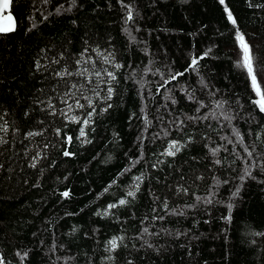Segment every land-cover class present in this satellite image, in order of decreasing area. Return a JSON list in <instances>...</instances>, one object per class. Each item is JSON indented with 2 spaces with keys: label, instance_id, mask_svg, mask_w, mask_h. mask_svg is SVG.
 I'll return each instance as SVG.
<instances>
[{
  "label": "trees",
  "instance_id": "16d2710c",
  "mask_svg": "<svg viewBox=\"0 0 264 264\" xmlns=\"http://www.w3.org/2000/svg\"><path fill=\"white\" fill-rule=\"evenodd\" d=\"M12 13L16 31L0 35L3 264H264V112L235 39L264 90V0H12ZM105 70L116 80L98 98ZM83 96L88 126L71 119L92 111L75 107Z\"/></svg>",
  "mask_w": 264,
  "mask_h": 264
},
{
  "label": "snow or ice",
  "instance_id": "6c2138e0",
  "mask_svg": "<svg viewBox=\"0 0 264 264\" xmlns=\"http://www.w3.org/2000/svg\"><path fill=\"white\" fill-rule=\"evenodd\" d=\"M11 3V0H0V13L3 12L4 9H7L9 7ZM220 3L223 4L224 3V0H220ZM225 11L227 12V19L228 21L231 22V24L233 26L236 25L237 21L235 20V18L233 17L232 13L227 9V7H225ZM132 12L131 10L128 11V15H127V20H132ZM8 20L9 21H12V18L11 16L8 17ZM15 28H14V21L7 27H0V33H6V32H11V31H14ZM235 39L236 41L238 42L239 44V47L242 51V54H243V59H242V62H240L239 66L243 69H246L247 71V74L249 76V78L251 79V86L253 88V90L255 91L256 93V96L259 97V99H257L255 101V103L257 104V106L259 107V110L261 112H264V90H262L261 88V84L258 82V78H257V73H256V70L254 68V64H253V57H252V54H251V49H250V46L246 43L245 41V37L243 34L240 33V31L237 29L236 31V35H235ZM205 56L207 55V53L204 54ZM201 59L203 57H200ZM198 63V59L197 58H193L192 61H191V64L189 65V67L191 68H195V66L197 65ZM117 68L121 67V65H116ZM105 73L107 75V77L109 78L108 81H103L102 80V74L100 71H96L94 73V75L98 78V82H97V86L94 87L92 89V91L95 93V95L99 98L100 96V93L99 91H97V88L99 87V83H109L110 84V81H115L116 80V76L113 72L111 71H107L105 70ZM80 75H84L83 72L79 73ZM57 75H61L60 73H57ZM183 75V73H176L174 74L171 79L175 80L178 76H181ZM72 87H76V85H72ZM82 87V86H81ZM114 93V89L111 87V86H108L107 87V90H106V95L103 97L105 103L107 104V106L105 108L102 109V111H107L108 108H110L112 105L110 103H107V101L111 100V97ZM66 96L68 95H74V94H70V93H65ZM82 98H84L85 100L88 101L87 105L85 104H80L79 103V99L76 100L75 102V107L76 108H80V109H83L85 107H88V108H91L92 111L91 112H88L86 114V118L83 119L82 121L78 118V117H72L71 119L74 121V122H77V123H82L84 126H88L90 125L91 121H92V116H93V113H95V105L93 103V101L91 100V98L87 97V96H83ZM64 103H67V100L65 99L64 100ZM68 108L69 109H72L73 108V105L69 104L68 105ZM65 115H67V113H64ZM58 134H59V130H57ZM38 133H29V135H36ZM86 135L85 133V128L84 127H81L80 129V137H84ZM237 135H239L237 133ZM72 140V137H67V142L70 143ZM241 142H242V137H241ZM179 151V148L177 147V144L176 142H172L170 145H169V148L167 150V152L165 153L166 155L168 156H174L176 154V152ZM213 154H215V152L217 151V149H213ZM245 151L247 152V155L248 157H252V153L249 152L247 150V148H245ZM64 156H70L72 155L71 152L65 150L64 151ZM217 164L220 163L219 160L216 161ZM257 165L255 164V162H252L250 164H248V167L245 169V173L244 175L245 176H248V177H251L252 173L249 169L251 168H255ZM33 167H35V165L33 164ZM261 167H264V164L261 165ZM137 179H140L139 177H137ZM241 179H244V176L241 177ZM184 191H187L186 189ZM239 191V189H237V192ZM236 193H234L233 195H235ZM63 196L67 197L69 196V193L67 191H65L64 193H62ZM129 196H134L135 193L133 192H129L128 193ZM201 198L200 197H197V200L199 201ZM205 203H211V199H206L204 201ZM121 205L125 204L126 201L125 200H120L119 202ZM109 207H115V205H110ZM231 208H232V205L229 204L228 205V209H229V216L225 217V219H230V213H231ZM107 214V213H105ZM145 232H147V228L144 229ZM122 239V238H121ZM110 245H111V248L109 250H114L117 248V238H113L111 241H109ZM150 246V245H149ZM0 264H3L2 261H0Z\"/></svg>",
  "mask_w": 264,
  "mask_h": 264
},
{
  "label": "water",
  "instance_id": "95a60500",
  "mask_svg": "<svg viewBox=\"0 0 264 264\" xmlns=\"http://www.w3.org/2000/svg\"><path fill=\"white\" fill-rule=\"evenodd\" d=\"M11 16L12 21L8 20V17ZM14 21V31L6 32V33H0V35L10 34L16 31L17 29V20L14 14L12 13V0L7 9H4L2 13H0V27H7Z\"/></svg>",
  "mask_w": 264,
  "mask_h": 264
},
{
  "label": "rangeland",
  "instance_id": "374dc122",
  "mask_svg": "<svg viewBox=\"0 0 264 264\" xmlns=\"http://www.w3.org/2000/svg\"><path fill=\"white\" fill-rule=\"evenodd\" d=\"M102 74V73H101Z\"/></svg>",
  "mask_w": 264,
  "mask_h": 264
}]
</instances>
